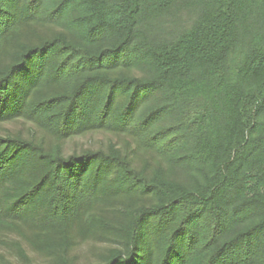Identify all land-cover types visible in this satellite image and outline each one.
<instances>
[{
  "label": "trees",
  "instance_id": "1",
  "mask_svg": "<svg viewBox=\"0 0 264 264\" xmlns=\"http://www.w3.org/2000/svg\"><path fill=\"white\" fill-rule=\"evenodd\" d=\"M19 121L29 138L0 133V231L34 251L102 229L105 197L123 206L100 264H264V0H0V127Z\"/></svg>",
  "mask_w": 264,
  "mask_h": 264
},
{
  "label": "rangeland",
  "instance_id": "2",
  "mask_svg": "<svg viewBox=\"0 0 264 264\" xmlns=\"http://www.w3.org/2000/svg\"><path fill=\"white\" fill-rule=\"evenodd\" d=\"M194 20L193 10L171 15L166 20L153 24V30L162 38H171L183 29L188 28ZM230 68H237V50L230 56ZM24 121L10 123L0 127V133L17 135L29 138L32 127ZM109 137L95 134L77 137L65 144V152H80L89 148L106 146ZM127 154V151H126ZM172 178L187 187H193L196 174L191 169L173 168ZM122 200L112 202L104 197L99 204L97 214L101 218L103 228L92 231L89 238L77 241L74 247L66 251L40 254L34 251L24 238L14 232L0 231V264H100L111 248L117 246L115 237L110 233L116 214L121 211Z\"/></svg>",
  "mask_w": 264,
  "mask_h": 264
}]
</instances>
